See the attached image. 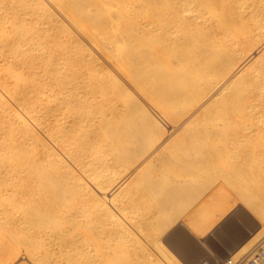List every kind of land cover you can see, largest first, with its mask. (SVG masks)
<instances>
[{
    "label": "bare ground",
    "instance_id": "6f19581e",
    "mask_svg": "<svg viewBox=\"0 0 264 264\" xmlns=\"http://www.w3.org/2000/svg\"><path fill=\"white\" fill-rule=\"evenodd\" d=\"M207 178L181 222L246 214L235 260L264 239V0H0V264H183L157 224Z\"/></svg>",
    "mask_w": 264,
    "mask_h": 264
},
{
    "label": "rangeland",
    "instance_id": "374dc122",
    "mask_svg": "<svg viewBox=\"0 0 264 264\" xmlns=\"http://www.w3.org/2000/svg\"><path fill=\"white\" fill-rule=\"evenodd\" d=\"M149 108H150L149 111L152 113L153 116H155V114L157 115L154 109H152L150 106ZM164 125H165L164 127L165 135L169 136L171 134L170 132L171 128L168 125H166V123ZM211 162L213 161H210L208 163L204 162L200 166L202 169L206 170L208 166L212 167L215 164V163L212 164ZM192 167L193 166H190V167L188 166L185 168L182 167V169L186 171L189 170L188 171L189 173H194L193 171H195L196 169ZM209 183H210V180L208 178H207V181L204 183L199 181V186L197 189H194L193 187L190 188L188 184H186V186L183 188V191L178 195L176 194L174 196L175 198L173 197L174 199L166 198V200L164 201L165 206H166L165 214L167 216L164 217L160 221L159 224H157V228H167V229H165L166 231L164 230L165 232L163 231V233L159 237L160 238L159 240L163 242L171 250V252H173L177 260L179 262H182L183 264H198L199 261L207 260V259L208 260L212 259L211 261L213 263H216L217 260L219 261L229 256L228 253L234 250L235 246H237L236 244L246 241L258 228L251 220H249V217L246 214L244 213L240 214V212L239 213L237 212V213L231 214L232 216L230 215L224 220H221V218L219 217L220 218L219 226L216 227V229L213 230L212 232L208 233L202 242L197 240L190 233V231L184 226V224L181 221H183L182 219H184L186 215L189 214L190 210H187L185 208L191 206L192 201L195 199L196 192L204 191L206 187L209 185ZM163 185H164V188L169 187L166 184H163ZM152 198H154V196H152ZM150 202H153V201L151 200ZM237 219L239 222L235 221ZM175 221L177 223H175ZM248 223H251V225ZM235 225H237V228L234 227ZM251 226H254V227H251ZM243 232H245V234ZM202 244L205 246H203ZM208 252H210L209 255H208Z\"/></svg>",
    "mask_w": 264,
    "mask_h": 264
},
{
    "label": "built area",
    "instance_id": "2783aa9c",
    "mask_svg": "<svg viewBox=\"0 0 264 264\" xmlns=\"http://www.w3.org/2000/svg\"><path fill=\"white\" fill-rule=\"evenodd\" d=\"M198 264L214 263L211 260H201ZM215 264H264V239L255 244L246 255L235 260L229 255Z\"/></svg>",
    "mask_w": 264,
    "mask_h": 264
}]
</instances>
